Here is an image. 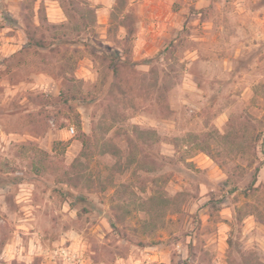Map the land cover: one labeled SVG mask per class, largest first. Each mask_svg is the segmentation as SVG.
<instances>
[{
	"label": "rangeland",
	"instance_id": "obj_1",
	"mask_svg": "<svg viewBox=\"0 0 264 264\" xmlns=\"http://www.w3.org/2000/svg\"><path fill=\"white\" fill-rule=\"evenodd\" d=\"M114 4L0 0V264H264V0Z\"/></svg>",
	"mask_w": 264,
	"mask_h": 264
},
{
	"label": "trees",
	"instance_id": "obj_2",
	"mask_svg": "<svg viewBox=\"0 0 264 264\" xmlns=\"http://www.w3.org/2000/svg\"><path fill=\"white\" fill-rule=\"evenodd\" d=\"M114 7H118V10L121 11V12H124L125 11V6L127 4V0H114ZM125 18H128L129 17V12L126 10L125 11ZM124 24L122 25V27L124 28L126 34H128V36H131V34L133 33V28H132V25L129 23H125L123 22ZM29 42V40H28Z\"/></svg>",
	"mask_w": 264,
	"mask_h": 264
},
{
	"label": "built area",
	"instance_id": "obj_3",
	"mask_svg": "<svg viewBox=\"0 0 264 264\" xmlns=\"http://www.w3.org/2000/svg\"><path fill=\"white\" fill-rule=\"evenodd\" d=\"M70 133H73V129H70ZM60 252L62 255H66L65 249H60L59 251H55V253H60Z\"/></svg>",
	"mask_w": 264,
	"mask_h": 264
}]
</instances>
